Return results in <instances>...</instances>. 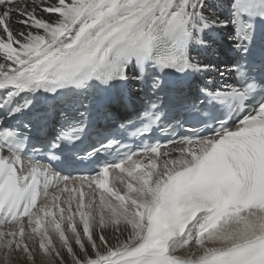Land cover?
Returning <instances> with one entry per match:
<instances>
[{
  "label": "snow or ice",
  "instance_id": "snow-or-ice-1",
  "mask_svg": "<svg viewBox=\"0 0 264 264\" xmlns=\"http://www.w3.org/2000/svg\"><path fill=\"white\" fill-rule=\"evenodd\" d=\"M223 10L218 0H0V264H264V0ZM229 26L222 71L211 57ZM226 72L231 82L213 80ZM114 89L129 107L131 89L152 97L136 114L141 136L170 107L195 121L191 134L111 160L115 139L81 154ZM102 155L94 175L62 174Z\"/></svg>",
  "mask_w": 264,
  "mask_h": 264
},
{
  "label": "bare ground",
  "instance_id": "bare-ground-1",
  "mask_svg": "<svg viewBox=\"0 0 264 264\" xmlns=\"http://www.w3.org/2000/svg\"><path fill=\"white\" fill-rule=\"evenodd\" d=\"M219 3H223L225 5V10L220 12V16L222 19L227 18V3L228 0H218ZM233 28L231 26H229L228 28H223L219 30V35L221 37L217 38V43L215 44V49L216 52L214 55H212L211 59L217 63L220 66V69L223 71L225 70L226 67L230 66L229 65V60L230 58H233V54L231 51V37L233 34ZM224 35H227L226 37H223ZM225 41V44H224ZM230 47V48H229ZM214 81H218L219 83H223L224 81H229L231 82V77L227 74V72L225 73L224 77H219V74L217 73L214 77H213ZM135 90V89H134ZM115 176V172H113L112 174V179ZM178 255H183V251L178 252ZM13 264H24L23 260H14Z\"/></svg>",
  "mask_w": 264,
  "mask_h": 264
},
{
  "label": "rangeland",
  "instance_id": "rangeland-1",
  "mask_svg": "<svg viewBox=\"0 0 264 264\" xmlns=\"http://www.w3.org/2000/svg\"><path fill=\"white\" fill-rule=\"evenodd\" d=\"M227 35H224V37H226Z\"/></svg>",
  "mask_w": 264,
  "mask_h": 264
}]
</instances>
